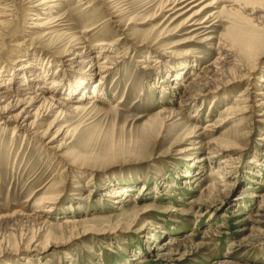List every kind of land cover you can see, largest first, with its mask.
Returning a JSON list of instances; mask_svg holds the SVG:
<instances>
[{"label":"rangeland","instance_id":"1","mask_svg":"<svg viewBox=\"0 0 264 264\" xmlns=\"http://www.w3.org/2000/svg\"><path fill=\"white\" fill-rule=\"evenodd\" d=\"M44 1L0 0L2 91L69 107L0 106V264H264V0Z\"/></svg>","mask_w":264,"mask_h":264},{"label":"bare ground","instance_id":"2","mask_svg":"<svg viewBox=\"0 0 264 264\" xmlns=\"http://www.w3.org/2000/svg\"><path fill=\"white\" fill-rule=\"evenodd\" d=\"M59 0H48V1H44V2H40L39 5H42V4H48V3H55V2H58ZM81 2H84L85 0H80ZM87 1V0H86ZM85 1V2H86ZM202 0H177L176 4L174 7L172 8H169L168 12H177V11H181V10H184L186 9L187 7H191V9L189 8V10L187 12H190L191 10H193L194 8H197V6H200V4H202L203 2H200ZM180 3H185L186 5L176 9ZM44 6H48V5H44ZM186 12V13H187ZM184 16V15H183ZM197 15H195L194 17L191 18V21L194 20V18L196 17ZM195 25V24H194ZM90 51H94V49H91L89 48ZM231 53V52H230ZM223 55V54H222ZM234 55V54H233ZM225 59H229L230 58V55L227 54L226 56H224ZM114 60H119L121 59V57H113L109 60H106L101 62V63H98L95 68L98 69V74H100V76H104L103 74L107 71H109L110 69H112V67H114L115 65L118 64V62H115L113 61ZM223 59V58H222ZM224 59V60H225ZM236 59V58H235ZM233 60V59H232ZM220 61V60H219ZM258 61V60H256ZM228 63V62H226ZM230 64V63H229ZM232 64V63H231ZM256 64V63H255ZM257 66V64H256ZM254 66V68H247V65H244L243 63L242 64H238L236 65V69H239V72H247L245 75H244V78L241 79V81H246V82H249V87H254L256 86L257 84L255 83H264V78L259 76L257 77V67ZM224 67V65H223ZM222 69V68H219V70ZM235 69V67H234ZM218 70V68H217ZM237 71V70H236ZM218 72V71H217ZM221 72V70H220ZM224 72V71H223ZM206 77V76H204ZM241 77V76H240ZM104 77H102L103 79ZM237 77L235 76V79ZM242 78V77H241ZM204 79V78H203ZM211 79V77L207 78L206 77V80L202 81V80H199L198 83L201 84V82H205V84H202L201 87H199L198 89H194L193 90V87H195L196 84H193L194 86H192L191 88H187L188 90H186L185 94H184V99L182 101L181 106L180 107H183V106H186L188 105L190 102H194L196 101L197 99H200L202 96H204V91L206 89V84H207V81ZM233 79L234 82H237L238 80H235ZM175 80V79H174ZM255 80V81H254ZM231 84V83H229ZM264 85V84H263ZM30 85H27L26 87H23V88H20V89H14V94H9L8 92L6 91H2L3 89L2 88H5L3 86V84H0V106L2 104H4L5 102L9 101V100H12L13 102H15V107L18 106L20 107L21 105H24L27 103V106L25 109H23V111L21 112V116L20 118L18 119V121L16 122L18 124V127L19 128H28V127H32L35 128L37 127L36 123L32 124V125H28V118H30V112L32 109H34L35 105L38 104L39 102H43L45 104H49L51 105L52 109L54 112H59V114H64L66 110H68V106L62 104L61 102H55L54 99L52 97L50 98H45L43 95L44 93H40L38 91H33V89L31 87H29ZM57 86V84H56ZM100 86V84H99ZM185 86V85H183ZM97 87H98V84H97ZM97 87L95 90H97ZM186 87V86H185ZM42 90L44 89L43 87H40ZM250 88H247L248 90H250ZM264 88V87H263ZM246 89V90H247ZM94 90V91H95ZM247 90V91H248ZM37 92V93H36ZM246 92V91H245ZM244 92V93H245ZM243 93V94H244ZM259 97H262L261 99H257V101L260 103L259 105L263 106L264 105V93H259L258 94ZM95 100L97 101H94V102H98V99H96V97L94 98ZM2 108V107H1ZM0 108V110H1ZM9 109V108H8ZM7 108L3 109L4 110V113L6 112V110H8ZM70 110V109H69ZM171 113L173 114L174 112L171 111ZM26 115V117H25ZM7 121H14V120H11L6 118ZM5 124V122L3 121H0V125H3ZM33 130V129H32ZM32 132V131H30ZM196 133V132H195ZM221 150V149H220ZM227 174V173H226ZM121 193L119 191H114V193L112 194V197H117L119 196ZM111 196V195H110ZM170 247H180V246H185L187 244V241L184 239H177V238H170L168 243H167ZM166 245V244H165Z\"/></svg>","mask_w":264,"mask_h":264}]
</instances>
